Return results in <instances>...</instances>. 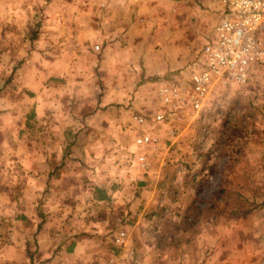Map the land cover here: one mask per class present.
<instances>
[{
    "label": "rangeland",
    "instance_id": "obj_1",
    "mask_svg": "<svg viewBox=\"0 0 264 264\" xmlns=\"http://www.w3.org/2000/svg\"><path fill=\"white\" fill-rule=\"evenodd\" d=\"M33 1L35 0H28L29 3ZM59 1L61 3L59 12L64 22L68 23L67 18L72 17L73 25L67 26L79 27L81 31L86 30L94 11L99 10L95 4L96 10L89 8L84 0H71L76 2L74 7H67L65 5L67 0ZM193 1L198 5L195 0ZM154 3H157L154 7L142 6L136 17L134 8L122 7L124 15L121 31L124 38L117 40L118 48H121L118 53V63L113 64L117 57L112 55L107 57L106 62L108 64L106 81L109 86L112 85L109 88L103 87L100 78L105 73L100 74L99 62L105 52L103 44L100 41L93 42L83 38L76 41L67 39V36L64 38L62 36L56 41L41 33L40 39H35L39 32L30 29L35 27L36 21L40 22L44 18L45 9L40 8L37 18L35 16L32 24L27 27L31 33L34 31L37 33L32 37L33 40L15 41V43L18 42L22 49L25 48L23 57L26 62L31 61V52L35 54L38 63L44 64L45 76L46 66H51L52 59H60L56 72L63 76L54 78L49 87L38 91L40 98L43 96L45 99L52 98L54 95L55 98L50 99L54 100V104L49 108H35L38 105L36 92H28L26 105L22 107H27L29 111L27 115L30 114L29 120L25 119L23 126V130L27 128L29 133L12 137V143L19 146L34 144L38 133L33 130L36 127L41 130L43 126L46 130L59 131L61 136L55 138L62 143L59 150L61 161L70 160L78 168H82L86 163L91 164L92 167L93 163L106 164L109 161L116 163L117 156L127 159L126 165L128 162V166H131L141 152L148 155L150 160L149 153L153 151L141 150L132 143L136 126L131 120V115L134 113L150 115L156 109L155 84L162 82L160 80L180 77L182 74L186 76L184 72L189 70L195 53L209 35L213 25L210 17L206 16L204 8L199 5L201 11L197 17H194L192 8H189L185 13L183 10L171 13L173 14L171 20L168 18V9L166 10L164 2ZM117 11L122 13L119 8H114L112 12ZM45 13V19L50 21L53 16L52 9H47ZM186 15L189 18L187 24L183 23V16ZM197 21L201 29L198 34L201 36L194 35L191 38L193 44L188 50L191 51L192 58H189L184 66L162 74H149L144 71L146 65L143 60L147 63V59L143 58L142 52L147 54L149 49L150 52H154L155 59L149 64L152 68H156L163 61L167 62L165 57L169 55L168 49L174 47L175 50H180L178 45L181 43L183 46L181 40L183 30ZM45 29L50 31L51 25L48 24ZM8 42L0 41V54L5 50L10 52L8 55L11 59H17L22 49L13 53L11 49L15 44H12V41ZM95 45L97 49L94 48ZM112 46L111 50L114 51L117 47ZM68 48L70 54L67 55ZM2 57L0 55V60ZM168 63L170 65V62ZM63 77L68 83H65ZM116 83H119V87H115ZM66 85L69 87H65ZM31 103L33 106L30 108ZM62 107L68 111L66 113L71 119L64 118ZM106 108L109 110L107 120L104 119ZM41 111L45 112L44 116ZM35 113H39L43 119L40 117L36 120ZM113 114L117 115L119 122L111 118ZM186 117L183 118L180 127L177 124L178 134L184 129L183 152L176 156L173 167L169 170L165 169L169 179L175 174L182 176L181 182L178 185L170 183L163 187L159 186L161 200L154 204L150 202L151 206L143 208L139 225L145 229V232L135 233L133 243L138 244L140 252L143 253L147 251L146 246L149 249V244L154 245L150 248L153 252L152 264H183L184 230L186 239L193 238L196 233L203 237L204 241L211 242L210 238H215L219 243L218 258L224 261L233 264H264V68L255 69L245 85L212 90L200 112L196 116L188 113ZM13 123L16 129L22 123V119H16ZM117 123L121 129L120 135L117 131L111 132L113 134H109V130L104 131V128L112 130ZM149 128L156 135L152 138L158 147L155 149L158 150L157 157H162L163 149L167 152L164 159L170 157L168 147L170 140L162 138L160 128L154 126ZM47 138L51 140V137L44 133V140ZM119 138H124L127 142L121 145ZM67 143L73 146L72 150ZM161 144H164L163 149L160 148ZM117 150L120 152L118 153ZM46 155L51 156V153ZM179 164L183 166L177 168ZM140 174L144 172L139 171ZM19 184V180L12 183L13 191L18 193ZM177 187L180 191L178 194L174 191ZM140 202L139 198H136L135 206ZM171 204L173 208H170ZM142 206L143 204L139 207ZM93 209L96 211L91 212L92 216L97 222L101 220L102 223L105 209L102 206ZM18 215L19 211L18 214L13 212L9 220L19 224L22 219ZM111 226L116 228V223ZM129 226L130 224L127 223L124 228ZM92 227L93 231L87 237L88 239L93 237L91 239L93 244L88 251L92 257L91 261L99 258L100 264H107L110 258L108 263L112 264L111 260L117 258L118 263L123 259L121 263L129 264L124 259L129 258L127 245L130 238L127 236L125 244L123 242L112 244L113 233L108 238L107 231H98L96 225ZM131 227L129 229H132ZM151 227L155 228L154 232ZM99 244H102V247Z\"/></svg>",
    "mask_w": 264,
    "mask_h": 264
},
{
    "label": "crops",
    "instance_id": "obj_2",
    "mask_svg": "<svg viewBox=\"0 0 264 264\" xmlns=\"http://www.w3.org/2000/svg\"><path fill=\"white\" fill-rule=\"evenodd\" d=\"M155 1L164 2L166 10L168 9V18L171 20L173 19L171 13L182 10L185 13L189 8H192L194 17H197L201 11L199 6L204 8L206 16L210 17L212 24L217 18L215 7L207 9L203 5L198 4V6L193 0H84L83 2L87 3L89 8L95 9V4L99 7V10L95 9L96 11L92 12L93 15L89 19L86 30L81 31L79 27L67 26L73 25L74 19L72 17L67 18L68 23L64 22V18L59 12L61 5L59 0H35L31 3L28 0H0V41H7V43L12 41V44H15V47L11 49L13 53L22 49L21 44L15 43V41H29L37 34L35 31L31 33L32 30L39 32L35 39H40L42 34L56 41H59L62 36L63 38L67 36V39L76 41L82 38L93 42L100 41L103 44V50H105L102 59L99 60L100 74L105 72L100 78H102L103 87L109 88L112 85L109 86L108 81H106L108 79L106 75L108 64L106 62L107 57L112 55L117 57L113 64L118 63V53L121 48H118L119 42L117 40L124 38L121 31L124 15L122 7L130 6V8H134L136 17L142 6L154 7L157 5V3H154ZM75 3L71 0L65 1L67 7H74ZM14 8L16 9L14 10ZM40 8L45 9L44 18L40 22L36 21L35 27L28 31L27 27L32 24L35 16L37 18L39 14L37 12ZM49 8L52 9L53 13L50 21L45 19V12ZM114 8L121 9L122 13L120 14L118 11L113 13ZM187 19H189L187 15L183 16V23L187 24ZM48 24L51 25L50 31L45 29ZM199 27L198 21L194 25L189 24L183 30L181 39L183 46L181 43L178 45L180 50H175L174 47L169 48V53H167L169 55L165 57L167 62L163 61L156 68L149 65L155 59L154 52H150V49L147 54L142 52L143 58L147 59V63L142 59L146 65L144 71L149 74H162L184 66L187 60L192 58V53L188 49L193 44L191 38L194 35L196 37L200 35L198 34L201 31ZM112 45L117 47L114 51L111 50ZM108 47L109 50L107 51ZM24 51H26L25 48L21 50L18 57H16L17 59H11L10 52L5 50L0 54L3 56L0 60V264H100L99 258L91 261L92 257L88 252L93 244L91 240L93 237L91 239L87 237L93 231V225H96L98 231H107L109 233L108 238L113 233V237H111L112 244H114L113 240L120 231L124 232L122 241L124 244L127 236L130 238L127 245L129 258L124 259V261H128L129 264H152L151 255H153V252L150 248L154 245L149 244V249L146 246L147 251L145 253L140 252L139 245L133 243V235L145 232V229L139 225L140 214L143 208H147V206L161 200L159 186L163 187L170 183L178 185L181 182L182 176L176 174L169 179L167 170L173 167L176 156L183 152L184 129L178 134L177 124L180 127L183 124V118L187 115L183 114V117L176 122L177 135L174 137L168 136L169 123L154 125L155 128L161 129L162 138L170 140L168 141L170 157L164 159L167 152L163 149L164 144H161L162 157H157L158 150L155 149L158 147H155L153 153H149L151 158L146 169L137 167L136 163L128 166V162L127 165L125 162L127 159H121L118 156L116 163H113V161L106 164L93 163V167L91 164L86 163L82 168H78L70 160L61 161L59 150L62 143L55 138L61 136L59 131L46 130L43 126L41 130H38L39 127L33 130L38 133L35 136L36 141L34 144L20 146L13 144L12 137H18L21 133L22 135L29 133L27 128L23 130V126L24 120H29L30 114L27 115L29 112L27 107H22L26 105L28 92H36L35 98L38 105L35 108H49L50 105L54 104V100H50L55 98L54 95L52 98L45 99L44 96L40 98V92L38 91H43L45 87L50 86L53 80H49V78H62L63 76L56 72L60 59H52L51 66H46L45 76L44 64H39L37 57L31 51H29L32 54L31 61L26 62L23 57ZM66 53L67 55L70 54L69 48ZM88 53L90 54V52ZM168 62H170V65ZM181 76L183 77V74ZM178 78L176 76L173 79L177 80ZM64 80L65 83H68L65 78ZM168 80H160L162 82L155 85ZM65 87L69 86L66 85ZM115 87H119V83H116ZM20 94L24 96L22 97ZM32 106L33 103H31L30 108ZM62 112L65 114L64 118L69 116L66 113L68 111L64 108ZM108 112L109 110L106 108V116L104 117L106 120ZM44 113V111H41L43 116ZM40 117L39 113H35L34 118L36 120ZM68 118L71 119V117ZM111 118L117 122L120 121H118L116 114H113ZM16 119H22V123L15 129L13 122ZM116 126L112 130L104 128V131L109 130V134L117 131L120 135V126L118 123ZM44 133L51 137V140L49 138L44 140ZM151 135L156 136L155 132L152 131ZM119 139L121 145L127 142L124 138ZM129 143L132 145L133 142L130 141ZM67 146L72 150V145L67 143ZM66 151L69 150L66 149ZM117 152L119 153L120 150H117ZM46 153H51V156H47ZM111 155L110 153V160ZM180 166L183 165L179 164L177 168ZM139 171H143L144 174L139 175ZM14 180L20 181L18 193L13 191L12 183L15 182ZM94 187L103 189L107 199L95 200L93 198V195H95L93 192ZM174 191L176 194L180 192L178 187ZM136 198L141 201L138 206H135ZM184 198L185 194L183 193V200ZM150 202L152 204L149 205ZM142 204L143 206L140 208L139 206ZM97 206H102L105 209V216L102 220L103 226L101 220L97 222L96 218L92 216V213L96 211L93 207ZM172 206L173 204L170 208H173ZM18 211V217L22 219L19 224L9 220L11 214L13 212L18 214ZM5 221L10 222L5 223ZM113 223H116V228L111 226ZM127 223L130 224L129 227L132 226V229H129V227L124 228ZM154 231L155 228H152V232ZM186 236L183 230V264H233L218 258L219 243L215 238L211 237L210 242L208 240L204 241L203 237H200L197 233L192 236L193 238L186 239ZM209 245L212 246V252H210ZM99 246L102 247V244H99ZM109 260L110 258H108L107 264H109ZM111 261L112 264H124L121 261L118 263L117 258Z\"/></svg>",
    "mask_w": 264,
    "mask_h": 264
},
{
    "label": "built area",
    "instance_id": "obj_3",
    "mask_svg": "<svg viewBox=\"0 0 264 264\" xmlns=\"http://www.w3.org/2000/svg\"><path fill=\"white\" fill-rule=\"evenodd\" d=\"M205 8H216V21L198 48L186 76L156 85V109L150 115L134 113L132 141L139 149L156 147L149 127L169 123L168 136L183 114L196 116L212 90L245 85L258 67L264 68V0H195ZM97 49V46H94ZM136 166L146 169L149 156L141 152ZM124 232L114 242L122 243Z\"/></svg>",
    "mask_w": 264,
    "mask_h": 264
},
{
    "label": "trees",
    "instance_id": "obj_4",
    "mask_svg": "<svg viewBox=\"0 0 264 264\" xmlns=\"http://www.w3.org/2000/svg\"><path fill=\"white\" fill-rule=\"evenodd\" d=\"M30 40H33V39H30ZM187 73V72H185ZM49 80H54V78H49ZM93 192L95 193V195H93V198L95 200H105L107 199V196L104 194V190L103 189H100L98 187H94L93 188Z\"/></svg>",
    "mask_w": 264,
    "mask_h": 264
}]
</instances>
